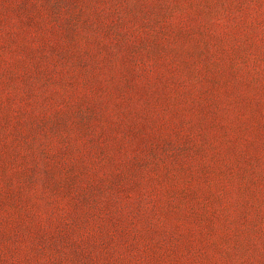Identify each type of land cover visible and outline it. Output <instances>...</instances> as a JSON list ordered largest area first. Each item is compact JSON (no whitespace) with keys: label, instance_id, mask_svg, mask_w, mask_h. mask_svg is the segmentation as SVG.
I'll return each instance as SVG.
<instances>
[{"label":"rangeland","instance_id":"1","mask_svg":"<svg viewBox=\"0 0 264 264\" xmlns=\"http://www.w3.org/2000/svg\"><path fill=\"white\" fill-rule=\"evenodd\" d=\"M0 264H264V0H0Z\"/></svg>","mask_w":264,"mask_h":264}]
</instances>
